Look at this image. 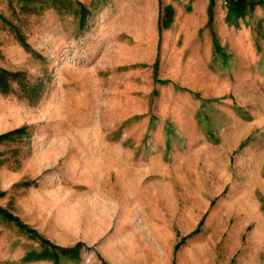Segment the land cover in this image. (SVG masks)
<instances>
[{"label": "rangeland", "instance_id": "374dc122", "mask_svg": "<svg viewBox=\"0 0 264 264\" xmlns=\"http://www.w3.org/2000/svg\"><path fill=\"white\" fill-rule=\"evenodd\" d=\"M209 3L0 0V67L39 89L0 90V206L80 244L61 264H264V8ZM29 250L0 214V264H53Z\"/></svg>", "mask_w": 264, "mask_h": 264}, {"label": "trees", "instance_id": "16d2710c", "mask_svg": "<svg viewBox=\"0 0 264 264\" xmlns=\"http://www.w3.org/2000/svg\"><path fill=\"white\" fill-rule=\"evenodd\" d=\"M22 2H30L34 0H19ZM226 8L225 19L229 23L237 24L240 18L250 15L256 7L264 8V0H221ZM215 0H210L208 12H209V23L213 18V6ZM81 5V4H80ZM172 20L170 16L165 20V25L169 24ZM161 31V26L159 27ZM21 39V36H19ZM215 50L220 51V47L215 42ZM157 65V61H156ZM24 73L21 71H10L3 67H0V90L2 92H9L12 90L14 84L19 85L25 92H34L35 96H38L39 89L35 85L29 84L23 79ZM25 126L16 128L7 133L0 134V141L3 139L21 133L24 131ZM0 214L12 221L17 225V227L31 240H35L40 245V250H29L21 258L22 262H29L34 260L51 259L53 264H61V258H76L78 255V249L80 244L72 247H63L55 245L49 239L41 236V234L33 227L28 226L23 223L18 216L13 215L11 212L0 206Z\"/></svg>", "mask_w": 264, "mask_h": 264}, {"label": "bare ground", "instance_id": "6f19581e", "mask_svg": "<svg viewBox=\"0 0 264 264\" xmlns=\"http://www.w3.org/2000/svg\"><path fill=\"white\" fill-rule=\"evenodd\" d=\"M145 31V30H144ZM145 33H146V31H145ZM146 36V35H145ZM128 58V57H127Z\"/></svg>", "mask_w": 264, "mask_h": 264}]
</instances>
